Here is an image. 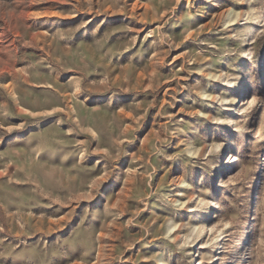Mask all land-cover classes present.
Segmentation results:
<instances>
[{"label":"rangeland","instance_id":"374dc122","mask_svg":"<svg viewBox=\"0 0 264 264\" xmlns=\"http://www.w3.org/2000/svg\"><path fill=\"white\" fill-rule=\"evenodd\" d=\"M0 264H264V0H0Z\"/></svg>","mask_w":264,"mask_h":264},{"label":"bare ground","instance_id":"6f19581e","mask_svg":"<svg viewBox=\"0 0 264 264\" xmlns=\"http://www.w3.org/2000/svg\"><path fill=\"white\" fill-rule=\"evenodd\" d=\"M215 207V203L212 201L211 205L209 206V208H214Z\"/></svg>","mask_w":264,"mask_h":264}]
</instances>
